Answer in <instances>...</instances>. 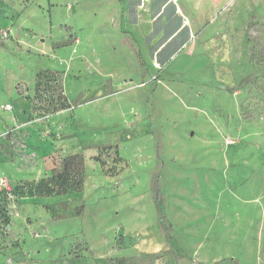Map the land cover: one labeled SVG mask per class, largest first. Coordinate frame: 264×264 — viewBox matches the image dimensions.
Segmentation results:
<instances>
[{"label":"rangeland","instance_id":"374dc122","mask_svg":"<svg viewBox=\"0 0 264 264\" xmlns=\"http://www.w3.org/2000/svg\"><path fill=\"white\" fill-rule=\"evenodd\" d=\"M0 264H264V0H0Z\"/></svg>","mask_w":264,"mask_h":264},{"label":"trees","instance_id":"16d2710c","mask_svg":"<svg viewBox=\"0 0 264 264\" xmlns=\"http://www.w3.org/2000/svg\"><path fill=\"white\" fill-rule=\"evenodd\" d=\"M56 73L51 71L41 72L37 75V91L45 86L49 81L56 83ZM69 108L67 100L57 101L51 106L53 112ZM84 170L82 161L77 157L69 158L63 172L55 174L49 178L39 181L24 182L15 187L14 194L22 197H50L62 196L71 193L81 192L84 186Z\"/></svg>","mask_w":264,"mask_h":264},{"label":"built area","instance_id":"2783aa9c","mask_svg":"<svg viewBox=\"0 0 264 264\" xmlns=\"http://www.w3.org/2000/svg\"><path fill=\"white\" fill-rule=\"evenodd\" d=\"M6 109H8V110H9V109H10V106H7V107H6Z\"/></svg>","mask_w":264,"mask_h":264}]
</instances>
